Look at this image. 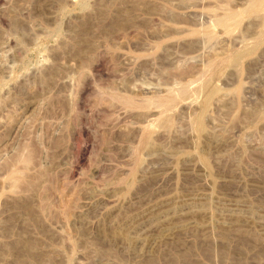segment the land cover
Instances as JSON below:
<instances>
[{
  "label": "rangeland",
  "instance_id": "1",
  "mask_svg": "<svg viewBox=\"0 0 264 264\" xmlns=\"http://www.w3.org/2000/svg\"><path fill=\"white\" fill-rule=\"evenodd\" d=\"M253 1L0 0V264H264Z\"/></svg>",
  "mask_w": 264,
  "mask_h": 264
},
{
  "label": "bare ground",
  "instance_id": "2",
  "mask_svg": "<svg viewBox=\"0 0 264 264\" xmlns=\"http://www.w3.org/2000/svg\"><path fill=\"white\" fill-rule=\"evenodd\" d=\"M259 2H260L259 0H254L249 8H251V7H258L259 4H261L262 1L260 3ZM236 60H237L236 56H233L230 59L231 64H235L236 63ZM196 122H197V127L200 128L201 127V120H200V118H197L196 119Z\"/></svg>",
  "mask_w": 264,
  "mask_h": 264
}]
</instances>
